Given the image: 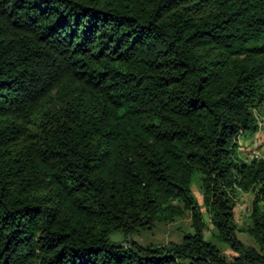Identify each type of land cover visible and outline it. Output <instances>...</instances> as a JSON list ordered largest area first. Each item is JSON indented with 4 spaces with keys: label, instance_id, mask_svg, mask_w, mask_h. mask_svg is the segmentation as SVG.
<instances>
[{
    "label": "trees",
    "instance_id": "16d2710c",
    "mask_svg": "<svg viewBox=\"0 0 264 264\" xmlns=\"http://www.w3.org/2000/svg\"><path fill=\"white\" fill-rule=\"evenodd\" d=\"M262 105L264 0H0V264H264Z\"/></svg>",
    "mask_w": 264,
    "mask_h": 264
},
{
    "label": "rangeland",
    "instance_id": "374dc122",
    "mask_svg": "<svg viewBox=\"0 0 264 264\" xmlns=\"http://www.w3.org/2000/svg\"><path fill=\"white\" fill-rule=\"evenodd\" d=\"M255 114L259 123L258 131L249 137L240 136L238 140L237 153L241 158L246 160H250L253 157H264V105H262L259 109H256ZM192 191L199 204L204 222L206 224V230L204 231L205 237L206 239H211L212 226L209 223L210 216L204 207L201 190L196 183L192 185ZM252 199V192H240L238 194L234 207V221L237 227V237L245 245L253 246L254 242L252 238L245 231L249 224ZM190 231V217L186 215L168 223H155L152 229L140 230L132 234L129 239H133L143 245H168L172 242H180L183 235ZM110 239L114 242H123L124 236L121 233L116 232L110 235ZM215 243L219 246L227 258L231 260L234 252L225 244H220L217 241H215Z\"/></svg>",
    "mask_w": 264,
    "mask_h": 264
}]
</instances>
